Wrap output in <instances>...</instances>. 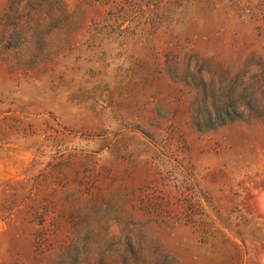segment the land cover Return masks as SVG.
I'll return each instance as SVG.
<instances>
[{"label": "rangeland", "instance_id": "374dc122", "mask_svg": "<svg viewBox=\"0 0 264 264\" xmlns=\"http://www.w3.org/2000/svg\"><path fill=\"white\" fill-rule=\"evenodd\" d=\"M264 0H0V264H264Z\"/></svg>", "mask_w": 264, "mask_h": 264}, {"label": "bare ground", "instance_id": "6f19581e", "mask_svg": "<svg viewBox=\"0 0 264 264\" xmlns=\"http://www.w3.org/2000/svg\"><path fill=\"white\" fill-rule=\"evenodd\" d=\"M257 206L261 210L262 214L264 215V194L258 197ZM261 261L264 263V250L261 252Z\"/></svg>", "mask_w": 264, "mask_h": 264}]
</instances>
